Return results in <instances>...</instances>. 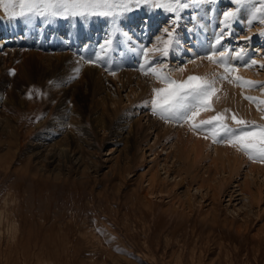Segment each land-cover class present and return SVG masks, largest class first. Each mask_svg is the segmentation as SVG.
I'll return each mask as SVG.
<instances>
[{"label":"rangeland","instance_id":"1","mask_svg":"<svg viewBox=\"0 0 264 264\" xmlns=\"http://www.w3.org/2000/svg\"><path fill=\"white\" fill-rule=\"evenodd\" d=\"M27 2L38 7L22 10L20 0H5L0 16L110 19L114 27L104 36L108 40L95 39L97 50L107 57L105 65L128 52L127 65L135 69L144 64L146 77L162 76L164 83L150 88L149 98L142 99L121 87L116 95L120 106L112 105L118 114L110 119L112 130L101 138L102 130L88 118L94 150L85 159L88 167L58 161V178L47 174V159L38 172L28 156L30 139L44 125L19 150L10 132L0 129V264H264V159L250 157L229 142L241 128L264 127V0H180L186 7H175L176 0H108V6L99 0L100 6L83 15L80 10L73 15L71 9H45L49 0ZM125 4L126 10L121 7ZM157 4H171L173 10ZM54 11L59 14L52 15ZM151 12L159 18L148 22L149 34L135 54L130 46L137 33L123 30L124 23ZM226 12L231 15L225 17ZM191 38L192 51L186 47ZM152 42L159 51L151 56L145 50L154 47ZM206 63L210 70L201 68ZM189 77L211 86L207 106L194 102L186 118L167 120L178 127L199 125L194 129L202 131L200 137H206L208 145L194 153L187 145L188 134L176 138V130L168 126L171 133L162 129L160 139L146 130L145 138L124 154L113 134L118 122L132 113L130 108L141 110L159 99L154 89L170 90L172 82L180 85ZM26 96L37 104L21 113L13 107V112L21 115L22 123L33 124L45 115L43 90L35 84ZM156 114L161 117L159 110ZM217 115L223 119L213 121ZM233 115L248 122L247 127L237 125ZM168 138L175 147H169ZM154 174L156 181L149 184Z\"/></svg>","mask_w":264,"mask_h":264},{"label":"bare ground","instance_id":"2","mask_svg":"<svg viewBox=\"0 0 264 264\" xmlns=\"http://www.w3.org/2000/svg\"><path fill=\"white\" fill-rule=\"evenodd\" d=\"M206 9L208 10V8ZM141 18L139 20L136 18L127 19L124 23L125 26H123V30L132 28V31L135 30L134 32L137 33L132 37L133 46H130L131 51H135L133 52L135 54L139 50V45H142V42L147 38L148 22L154 18H159V16L157 17L151 12ZM113 27L114 24L110 19L98 18L97 21H94L87 16L68 20H58L49 15L45 17L28 15L16 20H4L0 16V129L10 132V140L17 144L16 150H19L25 143L29 142L27 141L29 135L39 126L44 125L43 130L37 131L29 142L28 156L38 166V172H42L44 169L42 161L45 159L51 165L47 174L51 173L50 175L55 178L61 174L58 161L64 163L72 160L77 168L81 165H83V169L87 168L85 159L89 155H93L94 151L92 150L93 140L88 126V118L97 129L102 130L100 137L103 138L106 130H112V120L110 119H114L118 115L117 112H114L117 108L113 110L112 105L117 106L119 104L120 100L116 99V95L121 87L129 88L131 93L137 94L142 99L149 98L150 88L160 85L159 78L162 80V76L158 78L156 76L154 78L146 77L143 71L144 64L135 69L127 65L131 59V54L128 52L123 53L122 57L113 59V62L111 60V64L105 65L104 58L107 57L101 56L97 50L98 46L95 39L99 40L102 36L104 38L107 33H110V28ZM160 37H158L159 40H161ZM124 39L126 38H123V42ZM123 42L121 43L123 44ZM126 43L124 42L123 46ZM193 43L194 40L191 38L186 46L190 51L193 50L191 48ZM153 46L145 50L148 55L156 54V51H159L157 50L159 49L158 46H155L154 43ZM107 48L111 49L110 47ZM90 58L92 63L89 62ZM194 65L193 67L199 70ZM209 65H203L201 68L210 70ZM188 68L190 70V67ZM199 72L201 73V71ZM214 81L212 83H215ZM162 82L164 83V79ZM35 84L43 90L45 115L36 123H22L19 113L37 104L35 100H30L26 96L29 88ZM219 104L220 102L216 105ZM13 107L18 108V111L20 109V112L14 113ZM130 110L132 113L127 114L128 117L119 121L113 129L115 131L113 134L121 145L120 149L125 150L124 154L134 147L139 138L142 140L145 138L148 134L146 130L151 129L152 133L154 132L155 136L160 139L165 132L168 135L169 132L171 133L168 126L176 130V138L180 134H188V138L186 137L188 139L187 145L194 153L201 152L202 146L208 145L209 141L206 137H200L202 131H196L190 123H184L182 127H178L173 125L174 123H169L167 119L164 121L157 116L158 114H153L152 104L141 110L134 108H130ZM139 112H142V116L138 115ZM46 113L48 114L46 115ZM51 113L54 115L53 118H49ZM142 119H145L146 125ZM161 119L164 122H161ZM162 129L163 134L161 133ZM164 137L166 138V136ZM172 145L175 144L170 141L169 147ZM215 149H218L217 146H214ZM214 152L216 154V151ZM118 159L115 163L120 164ZM33 174L38 176L37 172ZM149 181V184L156 181V174L149 178Z\"/></svg>","mask_w":264,"mask_h":264},{"label":"snow or ice","instance_id":"3","mask_svg":"<svg viewBox=\"0 0 264 264\" xmlns=\"http://www.w3.org/2000/svg\"><path fill=\"white\" fill-rule=\"evenodd\" d=\"M4 3L5 0H0V5H4ZM26 5L29 9L38 7V5L34 3H28L27 0H20L19 6L22 10ZM104 5L108 6V0H104ZM98 6H100L99 0H49L48 3L43 4V7L45 9L64 8L65 12L71 9L73 15L77 14L76 10H80L79 14L83 15L85 11ZM186 6L187 5H182L180 3V0H176L175 7ZM121 7L125 10L127 9L126 4L121 5ZM157 7H165L170 11L173 10V6L171 4H157ZM19 14L23 15V11H21V13ZM40 14L43 15V12H41ZM58 14V12H52V15ZM13 15H16V13H13ZM224 15L225 17H228L231 14L226 12ZM89 62L92 63L93 61ZM172 83L174 87L170 90L154 89V92L156 93V96L159 97V99L154 98L152 100L153 114H156L157 110H159L161 118L163 119H168L169 117L174 119H182L186 118L187 113L193 106H195L194 102H199L205 107L207 106L208 96L211 94L209 92V88L211 86L201 83L198 77H189L188 81L180 85H175V82ZM182 89H187L186 93L178 95L177 93ZM162 92H166V95L161 96L160 94ZM31 95L32 93L29 92V98H31ZM247 99L254 98L247 97ZM211 119L213 121H217L222 120L223 117L217 115L215 117H212ZM232 119L237 125H243L246 127L248 125V122L236 119L235 115H233ZM210 122L211 121H201L200 124H208ZM198 126L199 125L192 124L193 128H196ZM222 128L225 129L229 134L232 133V130L228 129L226 125H222ZM213 135L215 137L216 133H213ZM229 142L238 146L241 151H244L250 157L253 154H258L261 159H264V127L253 126L252 130H245V128H241L239 131V135H231V139Z\"/></svg>","mask_w":264,"mask_h":264}]
</instances>
